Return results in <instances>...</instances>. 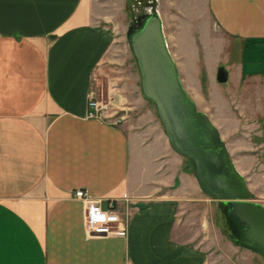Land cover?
Instances as JSON below:
<instances>
[{"label": "crops", "instance_id": "1", "mask_svg": "<svg viewBox=\"0 0 264 264\" xmlns=\"http://www.w3.org/2000/svg\"><path fill=\"white\" fill-rule=\"evenodd\" d=\"M125 1L0 0V264H222L193 237L216 202L171 147L140 84L117 74L107 99L96 91L97 72L121 39L115 15ZM170 1L171 15L193 25L191 36L180 24L168 32L159 7L183 85L258 188L264 70L253 65L264 57V0ZM201 25L205 35H196ZM183 38L195 44L192 54L181 55ZM91 94L110 101L101 119L87 116ZM77 189L104 208L113 203L127 235L87 233ZM234 248L251 260L230 264H258L256 253Z\"/></svg>", "mask_w": 264, "mask_h": 264}, {"label": "water", "instance_id": "2", "mask_svg": "<svg viewBox=\"0 0 264 264\" xmlns=\"http://www.w3.org/2000/svg\"><path fill=\"white\" fill-rule=\"evenodd\" d=\"M127 40L141 93L154 104L171 147L191 160L201 190L216 202L219 229L234 246L264 259V204L256 200L219 129L185 89L159 11L142 16L139 25L127 33ZM217 79L227 82L223 67Z\"/></svg>", "mask_w": 264, "mask_h": 264}, {"label": "rangeland", "instance_id": "3", "mask_svg": "<svg viewBox=\"0 0 264 264\" xmlns=\"http://www.w3.org/2000/svg\"><path fill=\"white\" fill-rule=\"evenodd\" d=\"M160 6L161 8H164L162 10L165 12L166 22L168 25V29H167L168 32L172 33V31L177 29V25L180 24L179 26L181 28L180 27L179 28L180 30L182 29L181 34L183 32L187 33V31H189L190 36L192 35L193 25L191 21H182L181 17L171 15L172 12H174L173 14H178V12L176 13L177 10H174V7L172 6L170 0L169 1L168 0H126L124 4H120L119 9H122L123 13L120 14L118 12L117 16L115 15V19L118 20V22L120 23V26L118 28L119 29L118 35L121 36V39L117 41V44L110 51V56H108L107 60L103 62V63H107V68L105 67L104 69L99 70V72H97V76L95 79V87H96V91L98 92L99 98H103V99L108 98L109 88L111 87V84L113 82L112 77L117 74L124 75V77L121 78L120 80H129L130 83H136L138 85L140 84V77L138 75L139 72L137 69L135 58L129 47V43L127 40V33L133 28V26L137 27L139 25L142 16L149 14L150 12L155 10L159 11ZM188 8L189 7L186 8L187 9L186 12L191 16L192 15L191 8L189 9ZM205 31L206 29L205 27H202V25L200 27L196 26V35L197 33H203L205 35L204 33ZM189 43H188V39L183 38L181 40V44H180V48L182 50L181 55H184L187 52H189V54H192L191 50L194 43L193 44H189ZM173 45L174 44L171 42L172 48ZM187 47L190 48L188 49ZM260 57L262 59L259 61V63L257 62L255 65H253L254 70L257 72H260L261 69L264 70V57L263 56ZM201 61L202 63L204 62V60ZM187 62L188 65H192L193 60L190 59ZM248 65L249 63H247V67ZM133 75L134 76L136 75L135 76L136 80H133L132 78ZM205 76L206 75H204L203 77L204 82H206ZM152 105L154 107V110L156 111L153 103ZM125 121L126 120L124 118L121 119V123H125ZM187 160L191 162L190 159L187 158ZM253 176L255 177L256 182L259 185L258 188H256L255 186L252 187L253 188L252 190H254L253 192H255V198L257 201L264 204V171L261 169H258V171L255 170L253 171ZM196 228H194L195 231L197 230ZM193 237H195V243L203 247H208L213 252H215L216 255L222 256L221 259L222 264H230L231 260L232 261L238 260L241 263L247 260L249 261L251 260L241 255V251L244 250H237L238 248H234L235 246L223 235V233L219 229L217 225L216 204H214L211 208L209 225L206 226V229L204 231H199V230L196 231V233L193 234ZM253 255H254L253 260L255 263L264 264V259L261 256H259L258 254H253Z\"/></svg>", "mask_w": 264, "mask_h": 264}, {"label": "built area", "instance_id": "4", "mask_svg": "<svg viewBox=\"0 0 264 264\" xmlns=\"http://www.w3.org/2000/svg\"><path fill=\"white\" fill-rule=\"evenodd\" d=\"M110 101H103L92 94L89 97V118L101 119L110 106ZM76 198L86 201L85 227L90 235H119L126 236L127 229L125 220L115 209L113 203L108 208L102 207L99 199H93L84 189H77L74 193ZM127 197V193L124 194Z\"/></svg>", "mask_w": 264, "mask_h": 264}, {"label": "trees", "instance_id": "5", "mask_svg": "<svg viewBox=\"0 0 264 264\" xmlns=\"http://www.w3.org/2000/svg\"><path fill=\"white\" fill-rule=\"evenodd\" d=\"M134 27H135V26H133V28H134ZM133 28H132V29H133ZM132 29H131V30H132Z\"/></svg>", "mask_w": 264, "mask_h": 264}]
</instances>
